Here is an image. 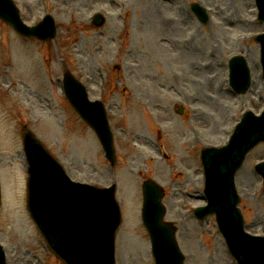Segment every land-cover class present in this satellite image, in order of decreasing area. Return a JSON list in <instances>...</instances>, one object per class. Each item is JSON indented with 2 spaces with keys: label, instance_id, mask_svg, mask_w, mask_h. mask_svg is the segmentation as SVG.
<instances>
[{
  "label": "rangeland",
  "instance_id": "rangeland-1",
  "mask_svg": "<svg viewBox=\"0 0 264 264\" xmlns=\"http://www.w3.org/2000/svg\"><path fill=\"white\" fill-rule=\"evenodd\" d=\"M191 1L170 6L163 0H17L27 22L38 21L47 12L58 31L42 43L16 33L0 37V69L8 73L2 76L0 71V241L8 264H39L34 253L47 264H64L47 257L44 239L27 209L28 174L21 138L25 125L40 136L71 178L96 185L116 181L123 215L116 232V264L154 262L141 221V183L146 177L165 188V218L179 224L185 264H235L215 218L194 221L187 208L205 203L201 149L226 143L244 109L264 107L259 45L253 39L264 30V23L257 22L255 0H199L208 8L209 23L187 21ZM95 12L107 18L101 27L93 23ZM0 30L10 33L1 20ZM18 41L35 50L33 60L41 78L37 95L29 93L25 76L18 98L19 77L14 71ZM233 53L248 58L253 74L251 90L241 96L226 91ZM66 68L88 83L91 98L103 93V101L111 106L118 155L114 169L94 131L53 79L61 78ZM47 96L52 107L46 105ZM22 101L32 105L23 106ZM181 106L184 111L176 112ZM134 115L139 116L138 125ZM159 144H164L168 158ZM261 157L264 144L249 153L236 184L247 229L264 234V185L254 169Z\"/></svg>",
  "mask_w": 264,
  "mask_h": 264
},
{
  "label": "water",
  "instance_id": "water-1",
  "mask_svg": "<svg viewBox=\"0 0 264 264\" xmlns=\"http://www.w3.org/2000/svg\"><path fill=\"white\" fill-rule=\"evenodd\" d=\"M257 2L259 8L262 9V3H264V0H257ZM14 12V6L12 3H10L9 0H0V16L3 18H7L13 25H17L24 29L29 28V30L26 31L22 30L24 33L37 34L39 36L43 35L44 37L49 36L50 33L53 34L54 23L51 18L47 22H42L41 24H39L36 28H30L21 21L19 15L15 16ZM261 15L264 18L263 12H261ZM97 19H100V17L98 16ZM42 32L44 34H42ZM235 58L236 59H233L231 62L233 85L238 89V91L243 92L248 85L247 81H249V72L247 70V67H245V86H238L236 81V79H238L237 69L239 65H241L240 62L242 61H238L240 60V57ZM71 80L72 79L69 78L70 82H68V84L75 86V84L72 83ZM73 98L75 99L76 104H78V107L83 110L84 102L82 101V98L78 97V99H76L75 96H73ZM93 120L95 121V119ZM97 121L98 123H96L98 124L99 133L106 143V147H109L111 152H113L112 141L110 140V136L106 131V127H104L103 125V121ZM254 123H256L255 118L252 115L248 114L235 131L230 146L220 150H209L204 156L208 171L211 172L212 178H214L215 174L220 184L219 189L217 190H215V185L213 186L212 195L215 199H212L209 191L206 190L207 196L210 197L212 201H219L216 205H213L211 206V208H209L211 212L217 210L222 205L227 206L229 210H233L234 204L232 196L234 198L235 195L234 191L233 195L231 191V173L234 168L238 166L239 160L241 161L244 150L247 151L251 147L250 143L254 141L257 142L259 139L264 138V134L257 132V128L259 127H257V125L254 126ZM246 124L249 125V128L246 126ZM262 125L263 124L261 123L260 126ZM25 142L28 151H31L30 148H32V151L36 152L43 151L40 144L29 132L25 133ZM256 142H254V144ZM44 153L48 158L51 159L52 162L44 154L39 153L38 155H34V157H38V160H34L33 164H31L30 167L29 207L31 214L43 230L46 237L49 239V242L54 250L60 256L65 258L70 264H112V245H109L108 247V249H110V252L103 246L100 247V251L103 254V259L100 257L98 258L97 256H94L95 260L90 258L89 256L81 257L79 254L80 251L74 248V243L72 241L68 240L65 236H61L59 233L53 230L55 226L59 225V220H70L69 218L73 219L76 215H79L81 211H84L86 217H101L105 221H111V226L113 225L112 233H114L117 225L119 224L120 218L118 209L114 202H112V192L109 189H98L94 186L91 187V190L88 189V187L71 183L66 178L65 172L62 170V168L57 163H55V161H53L46 152ZM52 185H55L57 194L59 193V195L55 197L56 199H51L52 197H50V193H47L50 192V188ZM73 189L81 192L82 198L86 196L85 194H91L92 196L98 197L100 203H98L97 207L100 208V211H88L89 208H95L93 204L94 201L90 200V202L86 203L85 206L78 204L71 205V208H67L68 214L64 217L61 216L60 219H58L56 217V213L61 211L59 215H63V209L66 202L69 201L68 198L70 197ZM144 189L145 205L143 216L145 223L151 233L158 264H182V253L176 243V239L174 236L175 226L170 223H164L162 221L164 208L160 201V198L162 196V193L159 192L160 189L155 183L150 180L145 181ZM99 190L107 192L108 196H106ZM63 195H65V197L64 199H61V196ZM223 224L227 225L228 223L226 222ZM236 235L238 234L236 233ZM72 238L76 242L84 241V239L80 237L78 239H76L77 237ZM238 242H241L240 238ZM231 243L232 248L234 249V243L232 241ZM81 245H83V243ZM84 247L86 248V245ZM234 250L236 253H244L242 246L241 248H237ZM108 252L110 253V255ZM251 258L258 261H263V256L259 253H252ZM0 264H4V262L1 261Z\"/></svg>",
  "mask_w": 264,
  "mask_h": 264
},
{
  "label": "bare ground",
  "instance_id": "bare-ground-1",
  "mask_svg": "<svg viewBox=\"0 0 264 264\" xmlns=\"http://www.w3.org/2000/svg\"><path fill=\"white\" fill-rule=\"evenodd\" d=\"M212 122V121H211ZM213 123V122H212Z\"/></svg>",
  "mask_w": 264,
  "mask_h": 264
}]
</instances>
